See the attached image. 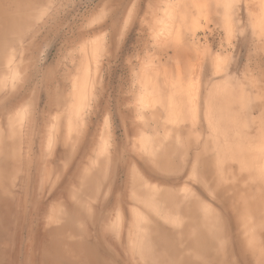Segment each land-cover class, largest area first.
<instances>
[{
    "label": "rangeland",
    "instance_id": "1",
    "mask_svg": "<svg viewBox=\"0 0 264 264\" xmlns=\"http://www.w3.org/2000/svg\"><path fill=\"white\" fill-rule=\"evenodd\" d=\"M0 264H264V0H0Z\"/></svg>",
    "mask_w": 264,
    "mask_h": 264
},
{
    "label": "bare ground",
    "instance_id": "2",
    "mask_svg": "<svg viewBox=\"0 0 264 264\" xmlns=\"http://www.w3.org/2000/svg\"><path fill=\"white\" fill-rule=\"evenodd\" d=\"M166 21V20H165ZM95 62V61H94ZM96 65V63H94ZM95 68V67H94ZM91 75V74H90Z\"/></svg>",
    "mask_w": 264,
    "mask_h": 264
}]
</instances>
